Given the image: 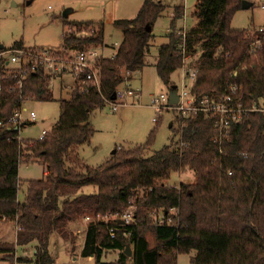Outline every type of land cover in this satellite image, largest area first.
Listing matches in <instances>:
<instances>
[{
    "label": "trees",
    "instance_id": "1",
    "mask_svg": "<svg viewBox=\"0 0 264 264\" xmlns=\"http://www.w3.org/2000/svg\"><path fill=\"white\" fill-rule=\"evenodd\" d=\"M165 9L161 0H143L135 16L113 20L122 39L114 55L96 58L98 86L77 76L69 96L58 99V119L41 138L22 140L23 125L0 126V219L12 220L16 227L14 241L0 242L7 263H51L52 234L69 241L74 250L73 225L90 215L80 255L93 256L94 264H177L178 254L191 251V264H264V112L246 113L227 133L216 127L213 117L197 112L178 118L181 146L170 139L152 149L155 126L143 143L116 147L100 164L89 165L79 156V146L90 142L95 131L91 112L146 65L152 26ZM238 9L241 0H196V22L181 34L175 20L183 17L184 7L175 5L153 62L162 82L171 88L172 72L186 66L196 71L189 86L196 97L218 98L235 83L244 105H264V30L233 27ZM90 25L96 30L89 36L78 37L72 30ZM62 26L66 30L58 55L104 46L103 25L95 20L63 19ZM21 46L18 40L9 48ZM9 48L0 47V52ZM187 57L194 60L185 65ZM6 60L0 55V120L7 121L25 100L55 99L49 82L61 73L46 72L40 65L23 75L20 68L6 67ZM34 161L44 166L43 175L28 179L23 190L19 165ZM184 168L193 171V181L167 182ZM88 185L93 190L86 192ZM131 205L133 220L115 224L111 236V222L102 215L122 213ZM157 209L171 221L153 219ZM28 245L34 246L32 257L15 255L16 246ZM112 252L114 259L104 258Z\"/></svg>",
    "mask_w": 264,
    "mask_h": 264
},
{
    "label": "rangeland",
    "instance_id": "2",
    "mask_svg": "<svg viewBox=\"0 0 264 264\" xmlns=\"http://www.w3.org/2000/svg\"><path fill=\"white\" fill-rule=\"evenodd\" d=\"M166 5L165 11L157 17L152 32L154 38L146 55V65L142 70L135 72L131 86L138 88L140 95L137 100L121 105L117 110H112L110 103L96 108L91 112L90 121L95 131L90 142L79 146L78 153L83 161L89 165H97L111 156L114 148L131 147L143 143L149 131L156 126V136L152 149H158L170 139L175 140L180 146L178 114L172 111L162 112L158 121L152 120L156 114L155 109L149 104L152 94L166 93L169 87L165 85L157 75L153 65L157 48L161 42L166 40L165 34L170 24V14L173 15V7L181 5L185 10L184 20H175V25L181 29H188L194 25L193 10L196 0H162ZM252 4L247 8L238 9L231 20V25L235 27H249L253 29L264 27V0H250ZM143 0H0V46L9 48L18 40H22L23 46L33 49L49 48L53 51H61L63 48V19L67 20H95L104 28V46L99 48L104 55L114 53L115 42L122 39V30L113 25V20L117 18H131L135 16L142 5ZM64 11H67L64 14ZM192 16V17H191ZM194 23V24H193ZM250 28V29H252ZM197 57V56H196ZM193 58L187 57L185 65L191 64ZM171 85L180 87L183 83L182 69H178L171 74ZM186 88L190 86V80L184 82ZM75 78L69 71L52 78L49 82L54 100L39 101L35 99L25 100L23 116H28L29 111L36 113V118L32 122L24 124L20 128V138L22 140L37 138L41 131L50 129L58 119L60 97H68ZM173 127H169V122ZM44 166L38 161L21 163L18 175L21 181V189L25 190L28 179L39 178L43 175ZM194 180L193 171L184 168L177 173H173L167 181L169 184H178L179 181L190 182ZM84 191H92L91 185L84 186ZM23 195L20 193V197ZM132 208V207H131ZM127 209V208H126ZM153 219L160 218V210L153 211ZM89 221L84 217L78 218L73 227L76 235L75 249L71 250L70 243L64 242L56 234H52L49 241L48 252L51 254L53 262L51 264H94V257H82L80 249L84 241V234ZM10 226V228H8ZM15 223L12 220L0 219V242H10L15 235ZM146 236L150 243L153 242V235L150 230L146 231ZM34 246L19 247L16 249V256H27L32 254ZM194 251L190 253H180L177 257V264H191L190 259ZM29 255V256H30ZM2 254H0V261ZM33 256V254H32ZM116 257V252L108 253L104 256L107 260ZM41 263V262H39ZM0 264H9L6 261ZM15 264V263H14ZM16 264H19L18 262ZM45 264V263H44Z\"/></svg>",
    "mask_w": 264,
    "mask_h": 264
},
{
    "label": "built area",
    "instance_id": "3",
    "mask_svg": "<svg viewBox=\"0 0 264 264\" xmlns=\"http://www.w3.org/2000/svg\"><path fill=\"white\" fill-rule=\"evenodd\" d=\"M261 7L264 8V4H261ZM72 30L76 36L85 37L93 34L96 28L95 26L90 25L79 29L73 27ZM259 30H264V27H259ZM177 32L184 34L185 29L179 28ZM113 46L117 47L118 43L115 42ZM99 48L69 51L67 55L63 56L56 54L55 51L49 48H40L36 50L21 46L1 51L0 55L7 57L6 67L20 68L23 75L30 70L38 69L41 65L44 67L46 72H50L52 74H56L58 72L63 74L66 71H69L73 74L74 78L79 75H84L83 82L92 83L98 86L99 78L97 68L95 67V60L99 56L104 55L100 52ZM114 53L111 55H114ZM195 72V69L185 71L191 79L194 77ZM126 73H129V71H126ZM186 86L187 85H185L183 81L180 87H176L178 100L174 103L169 102V91L166 93L161 92L157 95H151L149 104L156 112L152 118L154 122H157L161 113L165 111L175 112L179 117H188L200 112L205 116L213 117L216 127L219 128L220 131L227 133L230 125L240 121L246 113L255 110L264 112V105H259L257 103H253L249 106L244 105L241 101V95L238 94V86L235 83H231L228 86L227 91L218 98L209 94L196 97V95L191 93L189 88L187 89ZM114 93L115 97L107 100V102L110 103L112 110H117L121 105L126 104L128 102V98H132V102H134L140 95L139 89L133 88L126 82V80L118 86ZM23 104L14 109L7 121L0 120V126L7 123L15 126V128H20L22 125L32 122L36 118V113L33 110H30L28 116H23L22 112L25 110ZM184 124L185 123H183V125ZM46 130L47 129L44 128L38 138H41L45 134ZM179 140L180 146L183 145L184 142L181 140L180 134ZM133 209V205H131L122 213L116 212L102 215V218L105 221L111 222L108 227L111 236L114 235V231L117 228L115 224H128L133 220ZM175 212H177L176 209ZM160 214V223H163L165 220L168 223L171 221V216L166 217L161 211ZM84 218L89 221L92 217L90 215H85ZM128 233L129 232L127 231H123L125 236H127Z\"/></svg>",
    "mask_w": 264,
    "mask_h": 264
},
{
    "label": "crops",
    "instance_id": "4",
    "mask_svg": "<svg viewBox=\"0 0 264 264\" xmlns=\"http://www.w3.org/2000/svg\"><path fill=\"white\" fill-rule=\"evenodd\" d=\"M162 1V0H161ZM163 2V1H162ZM192 17V16H191ZM182 18V20H184V24H185V10H184V15H183V17H181ZM170 19H171V14H170ZM180 19V18H179ZM178 19V20H179ZM196 22V19L194 18V23ZM193 23V24H194ZM192 26V25H191ZM178 27H181V26H178ZM233 27H235V26H233ZM168 28H169V26H168ZM169 29H167V31H168ZM22 41V40H21ZM22 43H24L23 41H22ZM162 43V42H161ZM160 43V44H161ZM23 45H25V44H23ZM111 55V54H110ZM155 57H156V55H155ZM155 57H154V59H155ZM154 62V61H153ZM178 69H182V79H183V81L185 82L186 81V79L187 80H190V82H191V78H190V76H188V75H186V73H185V71H187V69H186V66H184V67H182V68H178ZM178 69H176V70H178ZM142 70V69H141ZM141 70H139V71H141ZM175 70V71H176ZM139 71H136V72H139ZM174 71V72H175ZM135 73V72H134ZM134 73L132 74V75H134ZM173 73V72H172ZM133 78H134V76L133 77H131V76H129V78H127L126 79V82L128 83V84H130L131 85V83H132V80H133ZM171 77H170V85H171ZM171 122V121H170ZM19 134H20V131H19ZM115 149V148H114ZM13 222V221H12ZM8 228H10V226H8ZM14 232H15V235H16V228H15V230H14ZM15 235H14V237H12V239L11 240H8V241H14L15 240ZM65 243H66V241H64ZM67 244V243H66ZM49 246V245H48ZM19 247L20 246H16V249H19ZM33 251H34V249H33ZM27 256H29L30 254H26ZM51 255V254H50ZM80 255V254H79ZM29 257H32V254L29 256ZM52 257V256H51ZM0 262H5V260L4 259H2ZM52 262H53V259H52ZM51 262V263H52ZM51 263H48V264H51ZM19 264H44V263H36V262H34L33 261V259H32V261L31 262H22V263H19ZM45 264H47V263H45Z\"/></svg>",
    "mask_w": 264,
    "mask_h": 264
},
{
    "label": "water",
    "instance_id": "5",
    "mask_svg": "<svg viewBox=\"0 0 264 264\" xmlns=\"http://www.w3.org/2000/svg\"><path fill=\"white\" fill-rule=\"evenodd\" d=\"M252 4V2L250 0H241V8H247L249 7L250 5ZM67 11H64V14H66ZM147 30H150L151 27L150 25H147L146 26ZM1 47V46H0ZM115 97V93H113L111 95V98L113 99ZM178 100V95H177V92H176V85H172L170 90H169V102L170 103H174ZM171 125V122H169V126ZM115 152V149L112 150V153ZM125 253L127 255H130L131 254V250H130V246L129 245H126V248H125Z\"/></svg>",
    "mask_w": 264,
    "mask_h": 264
}]
</instances>
